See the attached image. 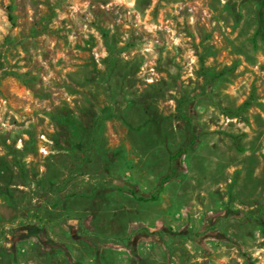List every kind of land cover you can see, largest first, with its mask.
Returning a JSON list of instances; mask_svg holds the SVG:
<instances>
[{
    "label": "rangeland",
    "instance_id": "374dc122",
    "mask_svg": "<svg viewBox=\"0 0 264 264\" xmlns=\"http://www.w3.org/2000/svg\"><path fill=\"white\" fill-rule=\"evenodd\" d=\"M0 103V264H264V0H0Z\"/></svg>",
    "mask_w": 264,
    "mask_h": 264
},
{
    "label": "trees",
    "instance_id": "16d2710c",
    "mask_svg": "<svg viewBox=\"0 0 264 264\" xmlns=\"http://www.w3.org/2000/svg\"><path fill=\"white\" fill-rule=\"evenodd\" d=\"M151 199L155 200V199H157V197L156 196H153Z\"/></svg>",
    "mask_w": 264,
    "mask_h": 264
},
{
    "label": "built area",
    "instance_id": "2783aa9c",
    "mask_svg": "<svg viewBox=\"0 0 264 264\" xmlns=\"http://www.w3.org/2000/svg\"><path fill=\"white\" fill-rule=\"evenodd\" d=\"M85 27L87 28V25ZM0 109H1V103H0Z\"/></svg>",
    "mask_w": 264,
    "mask_h": 264
}]
</instances>
